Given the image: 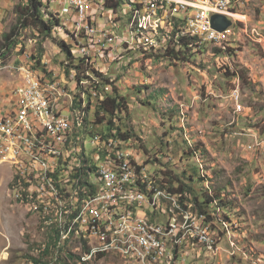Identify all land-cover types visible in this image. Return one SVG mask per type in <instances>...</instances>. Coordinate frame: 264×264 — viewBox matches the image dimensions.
I'll use <instances>...</instances> for the list:
<instances>
[{"label":"rangeland","instance_id":"374dc122","mask_svg":"<svg viewBox=\"0 0 264 264\" xmlns=\"http://www.w3.org/2000/svg\"><path fill=\"white\" fill-rule=\"evenodd\" d=\"M25 1L0 0V42L2 34L18 22L17 5ZM45 1L49 7L43 6L42 10L47 17L55 13L59 18L58 28L55 27L52 35L45 36L36 27H20L18 42L10 55L0 56V93L7 87L5 83L9 77L33 82L37 67L32 65V60H23V65L11 68L24 58L25 50L32 58L42 53L44 64L55 72L56 89L71 103H64L65 134L58 149L35 133L31 119H22L25 134L0 135V264H30L29 257L39 256L47 242V228L60 241L73 246L74 251H83L82 260H87V264L93 263L97 256H101L99 264H130V256L112 255L115 247L117 252H127L132 246H135L132 247L135 264H150L145 260L147 252L141 247L142 235H129L125 239L122 235V231L129 230V223H137L145 233L149 226H159L151 222L152 206L137 205L143 201L137 193L132 194V200H129V193H121L120 198L112 201V209L130 213H117V222H109L107 235L101 231L106 228L104 222L98 229H89V225L84 230L80 228L87 222V214L83 213L85 207H92V202L105 197L101 181H93L99 179L97 171L93 170L98 168V154L109 153L111 147H116L115 139L98 143L93 142V138H86L96 130H106L103 124L94 122L96 103L100 105L98 101L103 99V94H122L127 98L128 110L121 115V126L132 135L125 139L117 136V141L133 148L121 146V153H127L129 162L141 161V157L144 161L150 158L148 169L155 171L151 173L146 165H140L139 173L144 185H151V192H157L160 197L157 208L165 209L167 205L170 213H178V220L200 228L199 235L204 237L200 242L203 243H197L199 250L191 249L197 256L189 253L187 258L190 261L197 259V264H264V138L260 135L264 133V0H237L241 19L240 43L237 45L239 52L231 57L235 68L239 73H245L253 85L242 82L238 73L241 84L237 104L241 110L232 98L234 85L224 73L229 70L218 68L211 55L199 53L198 44L188 37V47L183 49L190 58H170L165 29L154 23L151 15L154 12L144 3L138 16L150 12L145 18L147 28L139 32L138 26L134 30L128 21L122 20L121 33L124 42L136 48H142L138 39L154 37L155 42L148 44L147 50H141V55L129 51L123 44L103 56L90 52L91 66L83 61L85 67L76 66V74L84 76L90 69L91 79L75 78L74 87L67 77L70 72L65 71L76 59L65 57L57 42L66 36V32L72 42L75 41V30H71L67 21L53 9L58 7V2ZM146 1L149 5L155 3L150 7L158 8L156 13L160 14L158 0ZM198 3L194 10H201L202 3ZM126 9L130 10V7ZM101 21L109 23L103 17ZM245 26L248 28L246 33ZM110 31L118 34L114 29ZM181 32L180 21L172 20V38L175 35V39L185 37L188 30L185 29V35ZM175 44L173 47L180 50L179 42ZM21 46L23 52L19 53ZM71 50L75 52L73 48ZM92 58L98 65H93ZM221 66H228V58H221ZM111 83L116 87L112 91ZM40 93L54 95L55 86L41 83ZM87 104H91L88 112L84 108ZM168 141L171 143L166 144ZM196 145L200 150L194 151L195 162L171 158L176 155L174 149L182 154L189 146L196 148ZM79 159H83L89 168L81 189H78L80 183L66 184L62 177L53 178V171H60V164L73 175ZM99 162H113V154H100ZM195 163L200 168V175L209 176L210 181L206 184H210L214 192L221 193L220 202L213 198L210 204L217 205L209 208V213L219 210L218 215L212 217L216 226L222 224L218 229L209 227L205 217L186 220V216L193 217L192 204L179 198L180 193L162 186L156 176L161 178L163 170L169 167L178 174L188 170L196 173L197 180L192 185L203 192V182L198 179ZM26 174L28 183H22L21 177ZM220 203L227 204L231 216ZM107 218L109 211L101 210L100 219ZM73 224L79 226L75 235L71 233ZM184 228L181 229H188ZM222 232L232 248L223 239L217 240L215 245L212 236H222ZM183 248H187V234L174 246V252L172 248L165 251L166 263L181 260ZM202 249V255L207 256L200 255ZM153 264H161V260H153Z\"/></svg>","mask_w":264,"mask_h":264},{"label":"built area","instance_id":"2783aa9c","mask_svg":"<svg viewBox=\"0 0 264 264\" xmlns=\"http://www.w3.org/2000/svg\"><path fill=\"white\" fill-rule=\"evenodd\" d=\"M54 2H58V7L53 9L56 10L63 21H67L71 30H75V41L77 43L73 49L76 53V61L74 64H70L71 72L67 75L68 80L74 87H76L75 78L91 79L90 69L84 72V76H77L76 74V66L85 67L83 52L93 51L103 56L105 52L113 53V47L121 44L129 51H135V54L139 53L141 55V50H147V44H143V48H136L128 42H124L121 25L124 22L122 20H126L123 15L128 17L129 12H119L118 9L109 8L105 5L104 0H53ZM143 2L144 0H142ZM195 2H202V10H194ZM158 3L161 4V12L160 14H153V21L159 28L165 29L169 46L176 45L171 44L172 20H179L182 24L181 35H185V29H192L194 42L198 44V52L211 55L214 57L218 68H223L224 71L228 69L232 74L230 80L234 86L231 94L233 93L232 98L236 100V107L241 110L237 104L241 84L240 76L231 57L239 52L237 45L240 43L238 41L241 19L237 0H158ZM99 13L102 14L103 18L108 19L109 23L104 24L101 21L102 17L98 20L97 15ZM213 14L227 16L232 22L231 25L222 31L214 29L211 24ZM95 21L97 22L96 25L94 24ZM111 29L117 31L118 34L111 32ZM163 51L166 52V48H163ZM149 55H153V53L149 52ZM221 58H228V66H221ZM23 60H32V65L36 66L37 59L32 58L29 52L24 50V58L20 59L11 68L16 69L17 65H23ZM41 61L43 66L37 67V75H33V82L10 79V77L7 79L8 83H5L7 87L0 93V135L10 137L11 134H25L22 119H31L35 125V133L41 135V139L46 140L48 143H53L58 149L65 134L66 114H64V103L71 102L69 98L62 97V93L56 89L55 72L52 71V67L48 68L44 64V60ZM93 65H98L94 59ZM44 68L49 73H46ZM41 83H50L55 86V94H41ZM111 85L110 90L112 91L116 89L117 82L116 87L113 83ZM209 93L211 92L207 94L210 95ZM83 95L80 94V96ZM100 107L96 103V110ZM111 132V134H108L106 130L102 132L96 130L92 136H86V138H93V142L98 143H108V139H115L116 147H111L109 153L98 154V168L96 171H99V179L93 181H101V189H105V197L100 201L92 202V207H85L83 213L87 214V222L80 228L84 230L91 223L97 222H117V213L130 212L115 211L112 209V201L120 198L121 193H129V200H132V194L142 193L143 201L137 203V205H147L154 208V216H150L151 222L164 229V236H148L137 226V223H129V230L122 231L124 239L129 235H142V238H149V245H143V247L147 252V259L145 260L150 261V264H153V260H161V264H194L187 257L189 253L191 254V249H197V243H203L200 242V237L197 235L187 234V248H183L182 259L179 261L166 263L165 252L154 251L153 241H166L167 248H172L174 252V244H177V238L180 237L179 226L185 224V220H178V213H170L167 205L165 209L157 208V199L160 197L155 192H151V185H144V180L141 179L139 173V166L146 165L144 159L141 157V161L129 162L127 153H121V146H129V149L133 148L128 143H119L117 136H114V130ZM260 135L264 138V133ZM16 143L19 144V142ZM254 146L256 147V145ZM139 152L141 154V151ZM100 154H113V162H99ZM56 157L59 161L58 156ZM47 168H49V162H47ZM55 177H62L66 184L76 182V175H70L67 167L61 164L60 171H53V178ZM21 178L22 183H28L27 174ZM32 190L36 193L35 189ZM36 195L38 196L37 193ZM209 204L204 213L197 214L193 212V217H186V220L205 217L209 220V227L219 228L213 223L212 215L209 213ZM101 210H108L109 218L100 219ZM212 238L216 245L217 240L223 238V234L222 236H212ZM132 247L127 248V252H117L115 247L112 256L128 255L130 256V264H135Z\"/></svg>","mask_w":264,"mask_h":264},{"label":"trees","instance_id":"16d2710c","mask_svg":"<svg viewBox=\"0 0 264 264\" xmlns=\"http://www.w3.org/2000/svg\"><path fill=\"white\" fill-rule=\"evenodd\" d=\"M104 1H105V5L108 6L109 8L118 9L119 12H129L130 15L126 17V22L128 21V23H130V26L133 27V29L134 28L136 29L139 18L138 13L140 12L141 9H143L142 2L136 0H104ZM43 6L49 7L48 2H46L45 0H26L24 4L17 5L18 22L11 27L9 32H5L2 34V41L0 42V56L2 58H6L8 55H10L11 51L17 44L18 42L17 35L19 34L18 30L20 29V27L26 28L28 26H33L36 27L39 30V32H42L45 36H49L53 34V32L55 31V27L59 25V18L55 15V13L47 17L42 10ZM127 7H130V10H127L126 9ZM101 17L103 16L101 13H99L97 15V19L100 20ZM94 24L96 25L97 22L95 21ZM175 36H173L171 40V44L173 43L175 44L178 41L180 44L179 47L181 46L182 47L180 48V50H177L176 47L172 48V46H169V49H167V53H170L169 57L175 58L176 60L177 59L188 60L190 56L185 55L183 49V47L185 48L188 43L187 42L188 40L186 38L187 36L185 37L182 36L179 37L178 39H175L174 38ZM76 43L77 41L70 42L68 40L60 39L57 42V45L60 47V49L63 52H65L67 58L76 59V53L73 52V50H71V48H73ZM40 51L42 52V50ZM41 56L42 53H40L37 56L33 55V58L37 59L35 67L43 66L41 63L42 62ZM68 67H70V65ZM44 71L46 73H49L48 71H46L45 68ZM95 71L97 75L101 76L98 70L95 69ZM65 72L68 74L69 72H71V69L66 68ZM224 73L226 76L230 77L231 79L232 74L230 72H224ZM240 76L242 78V82L246 83L248 86L253 87V85L249 82L248 76H246L245 73L241 72ZM99 103L101 107L100 109H97L96 112L94 113V122L96 124H103L108 134H111L112 133L111 131L115 130L116 134L114 136H119L120 138L123 139L130 137L132 135L131 131L125 130L121 126V121L123 120L121 115L124 112L126 113L128 110V101L126 96L122 94H118V95L103 94V99ZM90 107L91 106L88 104L85 109L87 110L86 112L90 110ZM198 145H196V150H200ZM194 150H195L194 148L189 149L190 155L187 156L186 159H189L191 156H193ZM93 170H97V168H94ZM88 173H89L88 166L84 164L83 159H79L77 161V171L73 174L76 175V179H77L76 183H80L78 189H81V185L83 184V178L85 176H88ZM163 175L164 177L162 181L169 190L180 193L182 195L181 198L184 201L188 203H192L194 206H196L199 209V211L205 210L203 206L208 201V196L206 192H204L203 190H202L203 192L197 191V189L192 185V183L195 180H197V177H195L196 173L188 172V170H184L183 172L178 174V172H176L173 169H166L163 170ZM97 176H99V171H97ZM197 176H198V172H197ZM198 179L200 180L202 178H199L198 176ZM215 196L217 198H221V193L215 192ZM224 204L227 205L226 203ZM211 207L212 205L209 204V208ZM226 209L231 216V212L229 211V209L228 208ZM226 217L229 218V216ZM219 226L221 227L222 224ZM77 230H79V226L74 225L71 233L75 235ZM53 243L54 242L52 241L47 242L46 248L40 252L39 256L29 257L30 258L29 263L30 264H67L66 258L61 255L58 257V260L56 261L53 260V258L51 257Z\"/></svg>","mask_w":264,"mask_h":264},{"label":"clouds","instance_id":"9594fccd","mask_svg":"<svg viewBox=\"0 0 264 264\" xmlns=\"http://www.w3.org/2000/svg\"><path fill=\"white\" fill-rule=\"evenodd\" d=\"M62 30H60L59 29V32H61ZM61 39L62 40H67V39H69V41L70 42H72V40L70 39V34H69V32H66V36H64V37H61ZM21 45H22V43H21ZM62 51V50H61ZM21 52H23V50H22V46H21V50L19 51V53H21ZM63 52V51H62ZM64 54H65V52H64ZM65 57H67L66 56V54H65ZM131 138V137H130ZM133 138V137H132ZM169 143H171V141H168V142H166V144H169ZM144 148V147H143ZM190 148H194L195 150L194 151H196V148L194 147V146H189L188 147V149L184 152V153H182V154H178V149L176 148V149H174V151L176 152V155H174V156H171V158H180V161H183V158H185V160H187V161H191V160H193L194 162H195V160H194V156H191L189 159H186L187 158V156H189L190 154H189V149ZM144 150H145V148H144ZM188 162V163H189ZM145 164H146V166H147V170L149 171V172H151L152 173V171H155L154 169H152V170H150V169H148V166L149 165H151V163H150V158L149 157H147L146 159H145ZM196 164V163H195ZM196 166H197V172L200 170V168H198L199 166L196 164ZM167 169H173V168H167ZM173 170H175V169H173ZM200 173H201V171H200ZM156 175V174H155ZM158 178H159V181H160V183L162 184V186H164V187H166L165 185H164V183H163V181H162V179H163V177H164V175L160 178L158 175H156ZM198 176H199V178H202V179H200V182H203V186H204V192H206V194H207V196H208V201L206 202V204H204V206H203V208H205V210L208 208V204L213 200V198H215V199H221V198H217L216 196H215V192L212 190V186L210 185V184H206V182L208 181H210V178H209V176L207 175V174H205L204 173V175H202V173H201V175L199 174V172H198ZM190 204H192V203H190ZM222 206H224V207H226V208H228L225 204H222ZM202 208V209H203ZM191 209H192V211L195 213H197V214H202V213H204L205 212V210L204 211H199V209L196 207V206H194L193 204H192V207H191ZM229 209V208H228ZM39 225V224H38ZM223 240H225L226 242H227V240H226V238H222ZM49 241H52V242H54L53 243V249H52V252H51V257L53 258V260L54 261H56V260H58V257L61 255V256H64L65 258H66V260H67V264H87L85 261H83L82 260V254H83V251H74L73 250V246H71V245H69L68 244V242H66V241H60L59 239H58V237L54 234V232L51 230V229H49V228H47V242H49ZM47 242L45 243V246H44V248L42 249V250H44L45 248H46V246H47ZM228 243V242H227ZM228 245H229V243H228ZM230 246V248H232V246L231 245H229ZM41 250V251H42ZM197 250H199L198 248H197ZM204 249H202L201 250V254L200 255H202V251H203ZM191 254H193V255H196L195 254V252H191ZM199 255V256H200ZM197 256V255H196ZM202 256H207L205 253L202 255ZM100 258H101V256H97L96 257V259H95V261L93 262V263H90V264H99V260H100ZM190 262H192V263H194V264H197V259H194V261L193 260H191Z\"/></svg>","mask_w":264,"mask_h":264},{"label":"bare ground","instance_id":"6f19581e","mask_svg":"<svg viewBox=\"0 0 264 264\" xmlns=\"http://www.w3.org/2000/svg\"><path fill=\"white\" fill-rule=\"evenodd\" d=\"M139 2H142V0H139ZM123 3V2H122ZM144 5H146V6H148V10H152L154 13H152L151 12V15L152 14H157L156 12H157V10H158V8H156V9H153L152 7H150V5L151 6H153L152 4H155V3H151L150 5L149 4H147V1L146 0H144ZM202 3V2H201ZM199 5V3L198 2H195L194 3V6H198ZM201 10H202V7L200 8ZM147 10V11H148ZM150 14V12L145 16L144 14L143 15H139V18H138V24H137V26H138V31L140 32V30H145L146 28H147V26L145 25V18L146 17H148V15ZM135 22V21H134ZM134 22H133V24H134ZM136 23V22H135ZM135 26V25H134ZM178 26V25H177ZM181 27V26H180ZM135 29V28H134ZM137 29V28H136ZM188 30V32H187V34H186V36L188 37V38H192V39H194V35H190V33L191 34H193V30L192 29H187ZM178 31V30H177ZM180 31V30H179ZM138 32V33H139ZM153 42H155V39H154V37H153V39H151V38H149V37H147V38H143V39H138V44L139 45H141L142 46V48H143V44H152ZM135 44V43H134ZM140 46V47H141ZM88 57H91L90 56V52H85V55L83 56V61H84V63L85 64H88L89 65V62H90V64L92 63V60H91V58H88ZM240 92V91H239ZM240 94V93H239ZM238 98V97H237ZM101 100H99L98 102H100ZM88 105V104H87ZM87 105L86 106H84V108L86 109V107H87ZM90 106H91V104H89ZM142 177V176H141ZM155 194L156 195H158L157 194V192H155ZM137 195L141 198V199H143V194L142 193H137ZM122 200H127L126 198H123ZM214 205H215V207H216V205H217V203H213V205H212V207L211 208H213L214 207ZM218 213H219V210L218 209H215L214 211H212V212H210V215H212V217H214V216H217L218 215ZM187 217V216H186ZM219 220H220V218H219ZM194 221V220H193ZM100 223L101 222H97V223H94V224H92V225H89V229H92L93 230V228H97L98 229V226L100 225ZM187 224V222L185 223V224H182L181 226H179V229H181V228H188V229H186V230H182L181 229V232H179V234H180V237H178L177 238V244H174V246H176V245H178L179 243H180V241H181V239L184 237V236H186V234H190V235H197V236H199L200 238H204V237H202V236H200L199 235V231H200V228L199 227H197V226H195L193 223H191V224H188V225H186ZM226 225V224H225ZM73 226H74V224H73ZM105 229L104 230H101V231H103L106 235L109 233V228H110V226H109V222H107V223H105ZM181 227V228H180ZM184 228V229H185ZM206 229H208L207 227H206ZM210 230V229H209ZM210 232H211V234H212V230H210ZM148 236H151V237H159V236H164V229H162L161 227H159V226H149V229L147 230V233H146ZM143 245H149V238H142L141 237V247H143ZM153 248H154V251H159V252H165L166 250H168L169 248H167V243H166V241H153ZM96 257V256H95ZM92 258V257H91ZM91 258H89L88 260H90ZM85 261H87V260H85Z\"/></svg>","mask_w":264,"mask_h":264},{"label":"water","instance_id":"95a60500","mask_svg":"<svg viewBox=\"0 0 264 264\" xmlns=\"http://www.w3.org/2000/svg\"><path fill=\"white\" fill-rule=\"evenodd\" d=\"M212 27L216 30L222 31L231 25V20L222 14H213L212 16Z\"/></svg>","mask_w":264,"mask_h":264},{"label":"crops","instance_id":"0c3cea01","mask_svg":"<svg viewBox=\"0 0 264 264\" xmlns=\"http://www.w3.org/2000/svg\"><path fill=\"white\" fill-rule=\"evenodd\" d=\"M247 30H248V28L245 26V28H244V32L246 33ZM250 33H252V31H250ZM250 79H251V78H250Z\"/></svg>","mask_w":264,"mask_h":264}]
</instances>
